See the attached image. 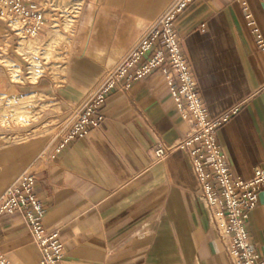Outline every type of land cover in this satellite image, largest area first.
I'll return each instance as SVG.
<instances>
[{
  "label": "crops",
  "instance_id": "obj_1",
  "mask_svg": "<svg viewBox=\"0 0 264 264\" xmlns=\"http://www.w3.org/2000/svg\"><path fill=\"white\" fill-rule=\"evenodd\" d=\"M174 1L91 0L86 15L101 27L91 32L61 82L47 76L32 80L14 40L3 58L21 64V74L13 78L0 59V94L34 96L31 104L40 107L30 123L0 128V200L24 172L35 173L44 225L58 229L65 243L62 264H231L187 153L153 160L156 144H174L190 129L160 69L127 91L116 88L102 108L103 123L56 159L47 156L50 136L33 135L39 124L81 108L104 71L125 61L147 26ZM248 4L264 36V0ZM175 27L210 116L237 110L218 132V141L233 178L251 180L255 169L264 167V53L243 7L238 0H195ZM248 230L264 257V191ZM0 252L11 264H40L42 258L19 215L0 219Z\"/></svg>",
  "mask_w": 264,
  "mask_h": 264
},
{
  "label": "built area",
  "instance_id": "obj_2",
  "mask_svg": "<svg viewBox=\"0 0 264 264\" xmlns=\"http://www.w3.org/2000/svg\"><path fill=\"white\" fill-rule=\"evenodd\" d=\"M195 0H175L165 14L146 28V33L130 56L115 67L104 71L81 108H73L64 119L43 124L40 136H50L54 160L76 139L85 138L91 128L104 121L102 108L112 92L127 91L132 83L161 70L176 108L188 122L187 134L168 145L159 142L152 148L154 162L165 161L175 152L187 153L191 168L199 183L201 199L231 264H264L250 240L248 221L257 208L264 191V167L255 169L251 180H235L218 141L220 129L236 114L232 109L219 117H211L197 78L181 47L175 23L180 14ZM245 12L258 48L264 53V36L258 28L248 0H238ZM64 8L54 0H0V59L15 41V50L24 61L29 60L18 50L23 41L40 40L48 29L64 20ZM160 46L140 67L135 68L149 52ZM3 46H7L4 49ZM42 76V75H41ZM31 107L33 105L30 103ZM35 106V105H34ZM35 108L40 109L39 106ZM37 178L33 171L24 172L0 200V219L19 215L28 224L42 258L40 264H62L65 243L58 229L50 230L43 222L45 207L36 192ZM0 264H11L0 252Z\"/></svg>",
  "mask_w": 264,
  "mask_h": 264
},
{
  "label": "rangeland",
  "instance_id": "obj_3",
  "mask_svg": "<svg viewBox=\"0 0 264 264\" xmlns=\"http://www.w3.org/2000/svg\"><path fill=\"white\" fill-rule=\"evenodd\" d=\"M90 1L54 0V4L58 8L65 6V8L69 9L67 12L69 16L66 17L65 22L61 18L59 26L48 29L47 34H44V37L40 40L22 42L32 48V60L28 59L29 56L27 58L29 63L23 60L26 74L28 73L30 76V68L33 67L36 78L42 75L61 82L66 77L75 55L83 53L88 46L91 32L94 35V28L97 31L101 27V25L96 27L93 17L88 18L89 15H86ZM79 6L81 10H77L78 13H76L74 8H78ZM89 23L91 24L90 27ZM94 41L95 38H92V42L90 43L93 45ZM3 62L6 64L13 78H15V74H21L20 67H12V62L9 60H4ZM36 78L32 77L31 79L36 80ZM4 95L0 94V128L10 129L12 127L24 126L39 116L37 108L29 106L34 100V96ZM50 121L48 120V122ZM44 123L35 127L36 133H33L34 136H40V128H42Z\"/></svg>",
  "mask_w": 264,
  "mask_h": 264
},
{
  "label": "bare ground",
  "instance_id": "obj_4",
  "mask_svg": "<svg viewBox=\"0 0 264 264\" xmlns=\"http://www.w3.org/2000/svg\"><path fill=\"white\" fill-rule=\"evenodd\" d=\"M61 7V6H60ZM75 9V12L76 13H78V11L77 10H81V7L79 6L78 8L76 7V8H74ZM69 11V9H67V7L66 8H64V16H65V19H64V22H65V20H66V17L67 16H69V13H67ZM59 26V24L56 26V27H58ZM51 44V43H50ZM50 47V46H49ZM26 58H28V56H29V58L28 59H31L32 60V53H31V51H32V48H31V46H29V45H27V44H21L20 45V47H19V49H18ZM2 60V62L4 61V60H9L8 58H3V59H1ZM10 62H12L11 60H9ZM4 63V62H3ZM6 65V64H5ZM12 67H18V64H15L14 62H12ZM19 67L21 68V66L19 65ZM19 74L17 73L16 75H15V78L18 76ZM30 76H31V78L32 77H35L36 78V73H35V70H34V68L33 67H31L30 68ZM37 79V78H36Z\"/></svg>",
  "mask_w": 264,
  "mask_h": 264
}]
</instances>
